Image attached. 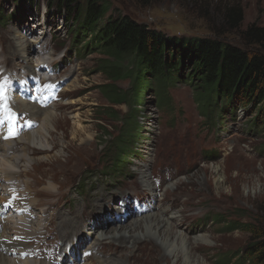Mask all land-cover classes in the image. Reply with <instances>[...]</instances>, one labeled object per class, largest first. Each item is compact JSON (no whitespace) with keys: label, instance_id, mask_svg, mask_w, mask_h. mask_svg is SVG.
I'll use <instances>...</instances> for the list:
<instances>
[{"label":"rangeland","instance_id":"obj_1","mask_svg":"<svg viewBox=\"0 0 264 264\" xmlns=\"http://www.w3.org/2000/svg\"><path fill=\"white\" fill-rule=\"evenodd\" d=\"M106 1L111 5V14L129 16L150 29L163 32L169 38L216 39L254 51L256 46L249 44L242 34L251 25L264 26V0ZM49 2L39 0L29 5L26 1L21 8L15 0H0V9L4 14L10 16L15 13L0 25V51L3 44L6 43L3 49L8 46L11 38L17 45L19 42L26 44L36 37H30V31L36 32L38 39L41 31H44L46 52H43L42 48L38 50V47L42 46L40 41H31L36 52L31 56L34 59L37 56V59L49 61L57 71L53 74V80L60 81L59 85H62L61 99L49 107L48 111L53 115L47 126H44L42 119L39 120L40 116L35 118L28 114L38 121L36 129L41 131H38L36 137L39 136L40 146H32L26 141L23 142L24 140H18L28 132L21 128L18 122L13 127L17 132V139H11L15 151L9 152L7 141L0 140V160L14 154L26 153L22 165L15 167L11 164L10 168L17 170L20 175L18 183L21 185L16 189H27L30 201H34L32 207L36 209H32L31 216L37 218V226V216H42V212L49 218L39 228L43 233L41 235L45 234L48 242L56 243L51 247L62 249V253L69 249V239L78 240L75 251L72 249L70 252L84 254L91 250L92 254L87 252V255L94 258L89 264H236L231 262L232 260L226 261L224 255L245 247L252 240L248 232L239 229L228 230L226 224L217 226L214 223L208 224L209 227H195V231L204 233L194 234L190 228L187 233L184 229L175 227L172 220L184 221V225L189 227L191 222H198L205 213H212L218 216L220 221L228 219L250 222L256 216L264 223V155L256 153L258 145L264 140V132L259 134L246 126L248 121L252 120L264 130V100L256 98L254 105H249V110L237 105L236 116H225L222 126L213 130L206 126L194 91L187 82L176 83V86H170L166 90V105L162 108L157 106V91L155 87L152 88V91H148L144 98H141L144 104L139 105V120L143 127L142 142L134 154L136 160L131 169L132 177L115 179L113 182L117 183L112 188L107 187L101 183L103 180L99 177L100 169L108 166L107 145L114 139L116 127L122 124V116L128 112L129 104L113 103L107 99L99 88L100 85L112 83V80L99 70V65L106 56L98 51V48H93L90 53L77 55L68 32L69 22L55 7L51 10ZM232 8H239L242 13L243 20L238 27L231 25L227 15ZM88 36L90 34H87ZM83 42L79 45L82 46ZM19 60L21 58L18 57L7 62L0 54V70H24L26 66H30L23 62L19 64ZM124 66H130V69L134 70L127 61ZM44 69L47 70V67ZM39 71L42 78L43 71ZM114 83L122 92L131 88L128 78ZM23 103L29 104L25 99ZM260 104L263 107H260ZM24 108L31 110L29 107ZM18 110L22 112L19 108ZM210 149H216L215 156H219V160L203 161L207 159L206 153ZM14 178H17V175ZM83 182L86 183L88 191L79 194L77 188ZM5 183L13 182L1 179L0 192L6 191ZM159 184L166 188L165 193L170 191L168 198L181 200L179 205L174 206V210L171 211V207L166 205L161 207L157 197ZM149 189L153 192L150 193ZM128 194L130 198L136 197L153 204L154 208L141 217L123 216L128 220L116 222V217L114 219L107 214L110 211H117L119 214L114 207L119 208L120 204L117 202ZM112 202L113 207L110 208L108 204L111 205ZM97 203L103 206L95 210ZM120 213H123V210H120ZM152 214L167 220L172 231L181 233L189 250L185 253L177 250L175 254H170L166 251L164 239L151 231L146 237L143 236V239L140 238L141 240L130 241L128 246L121 245L128 247L121 260L108 256L103 247H100L103 244L109 250L111 244H115L111 241L114 240L113 236L124 232L120 226L136 219L140 221L142 217ZM86 216L90 217L87 225L92 226L93 222H110L106 226L107 229H88V232L91 230L89 236H100H96V243L92 242L89 236L85 239L83 234L82 226H85ZM71 220L74 222L71 223ZM50 221L53 226L48 225ZM45 226L50 228L44 231ZM73 226L79 228V231H74ZM102 231L104 232L100 234ZM141 231L142 229H139L137 232ZM200 234L206 239L194 241L193 238ZM155 246L164 250L161 255L156 252ZM71 260L67 262L63 259L56 263L39 260V263L76 264L73 258ZM36 263L38 264L32 262Z\"/></svg>","mask_w":264,"mask_h":264},{"label":"trees","instance_id":"obj_2","mask_svg":"<svg viewBox=\"0 0 264 264\" xmlns=\"http://www.w3.org/2000/svg\"><path fill=\"white\" fill-rule=\"evenodd\" d=\"M15 1L22 8L26 1L32 5L39 0ZM49 1L51 10L56 8L60 15H65L69 22V35L80 54L98 48L106 56L99 70L112 83L99 88L107 99L113 103L129 104L128 112L122 116V124L116 127L114 139L107 145L108 166L102 170V176L106 178L109 173L115 178L130 176L136 160L134 154L142 142L139 105L144 104L141 98L154 87L159 100L157 106L161 108L165 104V91L176 83L187 82L194 91L206 126L213 128L224 123L225 116L235 117L237 105L249 110V105H254L256 98L264 100V26L251 25L242 34L249 44L256 46L252 51L216 39L169 38L129 16L111 14V5L106 0ZM11 15L0 9V23ZM227 15L234 27L243 20L239 8L230 9ZM81 41H84L82 46L79 45ZM125 61L131 63L134 70L130 66L125 67ZM122 78L130 80L128 91L116 88L114 82ZM248 125L250 130L259 134L264 132L255 121L249 120ZM85 185L80 184L79 193L84 194ZM218 222L219 226L226 224L228 230L248 232L252 238L245 247L223 254L227 259L224 261L264 264L263 222L256 216L250 222L228 219Z\"/></svg>","mask_w":264,"mask_h":264},{"label":"bare ground","instance_id":"obj_3","mask_svg":"<svg viewBox=\"0 0 264 264\" xmlns=\"http://www.w3.org/2000/svg\"><path fill=\"white\" fill-rule=\"evenodd\" d=\"M23 29H21V31ZM29 29H31V28H29ZM32 33H34V34H32ZM41 33L42 34H45L44 31H41ZM35 35H36L35 39L34 40H29V43H26V44H20V42H19L18 43L19 45H17L16 42H13V40L11 38L10 42L8 43V46L5 49H3V48L6 46V43H5V45L3 44L1 46L0 54L5 57V60L6 61L9 60V59H13V58H18L19 57V58H21V60H19L20 61L19 64L21 62L27 63V65L30 64V66H26L25 65L26 67L24 68V70H19L18 68L16 70H12V71H8L7 70L3 74H1V76H3V79L13 80V79H15V77H14V74L15 73H19L20 80H24V79H34L36 77V75L39 76V79H45V78H41L40 71L39 70L40 69H44L46 67V65L49 63V61H46V60H43V59H40V58L37 59V56H36L35 59H34V57L32 58V56H33L32 54L33 53H36V52L34 50V45H32V42L31 41H34V42L40 41L42 43V46H39L38 47V50H40L42 48L43 52H46L45 51L46 50V48H45V45L46 44H45V41H44V36H43V38L40 37V39H38V37H39V36L37 37L38 34L36 32L30 31V34H29L30 37L35 36ZM11 37H12V35H11ZM29 39H31V38H29ZM24 40L26 41V39H24ZM14 41H16V40H14ZM23 42L24 41H21V43H23ZM39 54H37V55H39ZM50 61H51V59H50ZM5 65H7V63ZM0 66H2V65H0ZM26 82H28V81H25V83ZM29 84H30V82L28 83V85ZM16 100H18V102L16 103V105L22 111L21 113H24V114L25 113H28V114H30V116H34L35 118H37L38 116H40L41 118L39 120L41 121V119H42L44 126L45 125L47 126V123L50 122V117L53 115V113L51 111H48L50 109V108H48V106H44L42 108H39V107H37L33 103H29V104L25 105L23 103V99H21L20 97L18 98L17 96H16ZM22 105L24 107H27V108L29 107L31 110L25 109ZM34 120L36 121V119H34ZM38 131H39L38 129L32 130V131H28L24 135V137L21 136L18 140H24L23 142L26 141L29 145H32V146H40L41 143H40V140H38L39 136H38V138L36 137V134L38 133ZM0 132H1L2 135H5V136L9 137L5 129H1L0 128ZM8 139H6L7 145H8V149L7 150L9 152H14L15 151V147L12 146V144H13L12 142L13 141H11V139L10 140H8ZM18 140H16L17 143H19ZM0 150H2V149H0ZM4 152H5V149H4ZM4 159L6 161L5 160H0V178L1 179H6V181H9L10 180L11 182H18L20 175L17 174L18 173L17 170H14L13 168H10V165L12 164V166L14 165L15 167H17V165H18V167L20 165H22L21 163H22L23 159H26V153L16 154V155L14 154V155H12L10 157H7V158H4ZM16 175H17V178H14V176H16ZM20 182H22V181H20ZM18 186H20V183L19 184H13V186H10V187H12L11 188L12 190L6 189V188L5 189H6L7 192L12 191V192H15V193H20V191L16 189ZM1 189H2V187H1ZM1 189H0V191H1ZM26 191H27V189H26ZM86 191H88V189H87V186L85 185L84 192H86ZM2 194H3V192H2ZM193 196H194V194H193ZM33 202L30 201L29 203H31L33 205ZM93 203H94V201H93ZM102 206H103L102 204L97 203L96 204V209L95 208L94 209L95 210H98V209L102 208ZM34 209H36V208H33V210ZM44 214L45 213L42 212V216H37L38 217V226H37V218H36V221H32V220L31 221H28L25 218L24 215L21 216L20 219H10L9 216H8L5 219V222H4V221H2V219L0 217V224L2 226V235H1V237H3L2 240H1V242H0V264H17V263H19V264H32V261L28 260V258H21L20 256L8 255L7 254V252L9 250H14L17 247V245L19 244L16 241H12V242L9 243V241L12 238V236H10V235H11V233H13L12 230H16V229H18L20 227L26 228L27 225L25 223H28V222L30 223V228L32 230H34L35 232H39V228L43 225V222L46 221V220H49V218H47V216L44 215ZM122 214L123 213H119V216L116 217V222L122 223V222L128 220V219L123 220V215ZM0 215H1V213H0ZM84 219H86V218H84ZM50 220L52 222H54L52 220V218ZM10 221H11V224H10ZM73 222L74 221L71 220V223H73ZM172 222L174 223V226L177 227L178 229L179 228H183L185 232L186 231H187V233L190 232L189 227L184 225L185 224L184 221L177 222V220H175V221L172 220ZM32 223L36 227H34L32 225ZM109 223L110 222H108V221L100 222V223L98 222V223H95L93 225V228H94V230H96V228L106 227V226H108ZM128 224L127 225L124 224L123 226H120L122 228V229L121 228L120 229L124 231L123 234H117V235H114L113 236V239L114 240H111V241L115 242V244H111L109 250H107L108 256H114V257H117L119 260H121L122 257L125 256L126 251L128 250V247H125L124 248L121 245L128 246L127 243H129L130 241H132V242L134 241L135 242L136 240H141L144 237H146L145 235H147L149 233V231H151V233L153 232L154 234L157 233L159 238L164 239V243H165V245L167 247L166 248V251L169 252L170 254H175V252L177 250H179L178 252H184V253L187 250H189L188 249V246H187V244L185 242L184 236L181 233H178L176 230L175 231H172L171 228H170V226H169V223L167 222V220L162 219L161 217H159L156 214L144 216V217H142L140 219V221H138L136 219V220L132 221V223H128ZM82 228H84V226H82ZM72 229L74 231L76 230V232L79 231V228L76 229V226H73ZM106 229H107V227H106ZM139 229H142V231L140 233L137 232ZM103 230H104V228H103ZM96 232H98V230L95 231V233ZM103 232L104 231H102L100 234H102ZM52 233L53 232H51V234ZM64 235H66V234H64ZM105 235H107V233H105ZM203 236L204 235L200 234L196 238H193V240L194 241H198L200 239H206V238H203ZM149 237H150V235H149ZM131 238H132V240H131ZM168 238H170V239L168 240ZM72 240L73 239H69L68 242L70 243V242H72ZM120 240L122 242H119ZM154 248H155L156 252L159 253L160 255H161L162 251H164L161 247H156L155 246ZM4 252L6 254H4ZM16 257H18V258H16ZM39 262H38V264H42V263H39Z\"/></svg>","mask_w":264,"mask_h":264}]
</instances>
